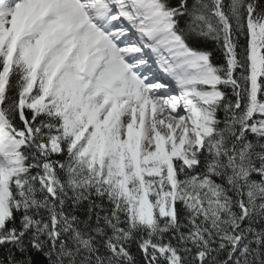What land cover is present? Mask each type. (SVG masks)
<instances>
[{
  "label": "snow or ice",
  "instance_id": "snow-or-ice-1",
  "mask_svg": "<svg viewBox=\"0 0 264 264\" xmlns=\"http://www.w3.org/2000/svg\"><path fill=\"white\" fill-rule=\"evenodd\" d=\"M0 264H264V0H0Z\"/></svg>",
  "mask_w": 264,
  "mask_h": 264
}]
</instances>
